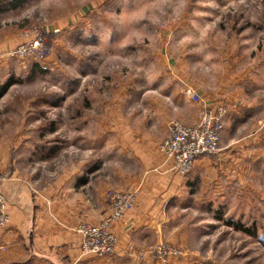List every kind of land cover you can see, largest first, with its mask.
I'll return each instance as SVG.
<instances>
[{"label": "rangeland", "instance_id": "rangeland-1", "mask_svg": "<svg viewBox=\"0 0 264 264\" xmlns=\"http://www.w3.org/2000/svg\"><path fill=\"white\" fill-rule=\"evenodd\" d=\"M4 5L0 43L10 48L0 54L1 62L8 61L0 68L5 93L0 138L10 143L11 160L29 166V148L37 154L56 149L52 166L64 158L60 151L90 155L101 136L97 132L109 124L95 121L107 115L115 118L110 124L125 125L130 133L142 126L140 121L153 125L156 134L170 130L174 121L196 126L206 104L211 113H223L218 153L205 155L227 156L223 169L215 167L219 181L214 176V186L198 194L204 203L175 217L182 244L160 241L139 249L129 244L125 253L146 254L153 264H264V0H24L16 10ZM28 42L40 43L39 52L5 56ZM41 50L46 54L39 58ZM188 89L201 96L203 105L185 99ZM75 116L84 118L83 134L70 124ZM164 141L157 146L159 154L171 163L172 173L185 178L202 157L182 175L161 153ZM76 144H82L78 152ZM11 175L0 173V182ZM110 190L137 196L110 187L106 202ZM0 193L8 226V200ZM81 224L89 223L73 231ZM159 245L175 254L163 262L155 251ZM36 263L64 262L29 259L27 264Z\"/></svg>", "mask_w": 264, "mask_h": 264}, {"label": "crops", "instance_id": "crops-1", "mask_svg": "<svg viewBox=\"0 0 264 264\" xmlns=\"http://www.w3.org/2000/svg\"><path fill=\"white\" fill-rule=\"evenodd\" d=\"M21 4H6L3 9L16 10ZM9 48V44L0 43V54ZM2 61L0 68H7L8 61ZM173 105L174 118H177L178 104ZM187 113L190 120L196 122L191 117L193 112L187 110ZM83 120L82 116L69 120L81 134ZM112 121H115L112 115L96 119L97 123L109 124L102 125L104 130L97 132L101 136L96 138L97 148L90 155L83 157L73 151H60L64 158L55 167L49 162L55 158L56 149L50 151L49 146V151L37 154V149L29 148V166L24 167L9 158L10 143L0 138V173L6 170L12 173L9 180L0 182V191L8 200L10 218V224L0 229V248H3L0 259L5 264H27L29 259L49 258L58 262L62 259L63 264H153V259L146 254L137 257L125 253L126 247L132 244L137 249L145 248L160 241L182 244L181 224L175 222V217L190 211L197 203H204L201 200L205 197L198 198V194L209 191L214 176L219 181L215 167L223 169L227 156L221 154L215 160L202 157L196 161L193 172L185 178L179 177L171 172V163L165 162L157 149L158 144L168 138L166 123L163 125L167 129L156 134L151 133L155 132L153 125L140 121L142 126H136L137 131H147V134L138 135L137 131L128 132L125 125L116 128L110 124ZM112 130L123 133L114 135ZM22 140L18 143L25 142ZM76 146L78 152L82 144ZM35 147L36 142L32 145ZM110 187L136 191V207L126 213L123 221L112 225L118 237L114 255L103 259L82 257L79 253L81 238L73 227L83 222L97 224L109 213L105 197Z\"/></svg>", "mask_w": 264, "mask_h": 264}, {"label": "built area", "instance_id": "built-area-1", "mask_svg": "<svg viewBox=\"0 0 264 264\" xmlns=\"http://www.w3.org/2000/svg\"><path fill=\"white\" fill-rule=\"evenodd\" d=\"M40 43H42V40H40ZM40 43L33 42L31 44L28 42L16 51L7 52L5 56L22 58L31 51L39 52ZM45 54L41 50L38 53L39 58H42ZM184 96L189 103L203 105L201 96L191 89H188ZM202 109L200 123L196 126L186 127L174 121L170 126L168 138L160 146L161 153L164 154L166 159L172 161L173 168L182 175L193 171V165L198 158L218 153V144L223 129V113L221 111L217 114L211 113L206 104L203 105ZM136 199L135 193L108 191L107 204H109L110 211L106 219L101 224H81L75 229V233L81 238L79 253L82 257L101 259L115 254L118 239L113 236L110 227L115 222L120 221L126 212L133 209L136 205ZM5 204V197L0 193V227L8 224ZM132 249L130 246L129 250ZM155 251L161 256L163 262L175 254L173 250L166 248L164 245H159Z\"/></svg>", "mask_w": 264, "mask_h": 264}, {"label": "trees", "instance_id": "trees-1", "mask_svg": "<svg viewBox=\"0 0 264 264\" xmlns=\"http://www.w3.org/2000/svg\"><path fill=\"white\" fill-rule=\"evenodd\" d=\"M23 1L24 0H5V2H4V1L0 0V7H2L3 4H7L9 6L14 4V6H15L16 3L21 4V2H23ZM3 92H4V89L1 90V93H2L1 96L4 94ZM235 227H238V226L236 225Z\"/></svg>", "mask_w": 264, "mask_h": 264}]
</instances>
